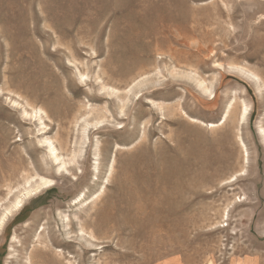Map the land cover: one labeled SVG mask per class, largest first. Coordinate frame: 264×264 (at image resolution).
I'll use <instances>...</instances> for the list:
<instances>
[{
    "label": "rangeland",
    "instance_id": "rangeland-1",
    "mask_svg": "<svg viewBox=\"0 0 264 264\" xmlns=\"http://www.w3.org/2000/svg\"><path fill=\"white\" fill-rule=\"evenodd\" d=\"M10 209L0 264H264V0H0Z\"/></svg>",
    "mask_w": 264,
    "mask_h": 264
},
{
    "label": "bare ground",
    "instance_id": "bare-ground-1",
    "mask_svg": "<svg viewBox=\"0 0 264 264\" xmlns=\"http://www.w3.org/2000/svg\"><path fill=\"white\" fill-rule=\"evenodd\" d=\"M244 116H245V114H244ZM243 116V117H244ZM55 160L57 161V158H55ZM72 162V161H71ZM70 164V163H69ZM65 166H66V164L64 163V162H62L61 163V166H59V168H58V172H62L64 169H65ZM58 174V173H57ZM53 184H52V182L51 181H43L42 182V184H41V187H43V188H49V187H51ZM28 195H29V191H28V193H27V195L26 196H24V198L23 199H19V200H16V202L13 204V211L14 212H17L18 210H20L21 208H22V206H23V204H24V200L28 197ZM11 210V209H10ZM10 210H7V212L6 213H3V215H2V217L0 218V231L2 230V228H3V226H4V224L6 223V221L8 220V218H10V216H11V213H12V210L10 211ZM13 212V213H14ZM31 258H33V255H30V257H29V261L31 260ZM28 260V259H27ZM31 262V261H30ZM28 264V263H27Z\"/></svg>",
    "mask_w": 264,
    "mask_h": 264
}]
</instances>
